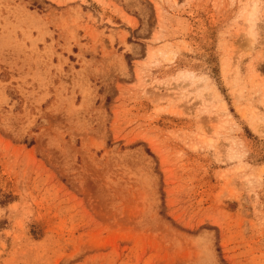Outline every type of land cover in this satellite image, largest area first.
Listing matches in <instances>:
<instances>
[{
    "label": "rangeland",
    "instance_id": "1",
    "mask_svg": "<svg viewBox=\"0 0 264 264\" xmlns=\"http://www.w3.org/2000/svg\"><path fill=\"white\" fill-rule=\"evenodd\" d=\"M0 264H264V0H0Z\"/></svg>",
    "mask_w": 264,
    "mask_h": 264
}]
</instances>
